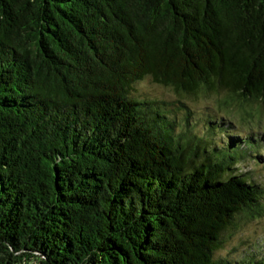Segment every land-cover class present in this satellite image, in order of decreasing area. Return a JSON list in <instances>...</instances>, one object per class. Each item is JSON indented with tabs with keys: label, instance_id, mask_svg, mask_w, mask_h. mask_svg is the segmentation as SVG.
<instances>
[{
	"label": "trees",
	"instance_id": "trees-1",
	"mask_svg": "<svg viewBox=\"0 0 264 264\" xmlns=\"http://www.w3.org/2000/svg\"><path fill=\"white\" fill-rule=\"evenodd\" d=\"M261 119L264 0H0V264H264Z\"/></svg>",
	"mask_w": 264,
	"mask_h": 264
},
{
	"label": "rangeland",
	"instance_id": "rangeland-1",
	"mask_svg": "<svg viewBox=\"0 0 264 264\" xmlns=\"http://www.w3.org/2000/svg\"><path fill=\"white\" fill-rule=\"evenodd\" d=\"M138 89L141 93L152 92L153 90L150 82L145 81V80L139 84ZM158 92L160 93V90ZM154 95H157V93L155 92ZM207 101H210V100L199 99L197 103L189 101L188 106L194 112L202 113L203 105H205ZM228 120H231V123H233L234 125L233 126L230 123L233 126L231 133H236L238 130L242 131L244 129H247V127L243 128L244 122H241L240 115L236 113L235 110L233 111L232 115L228 116ZM259 125H260L258 127L259 130L264 129L263 119H261V121L259 122ZM261 154L264 155V145L261 150ZM241 166H242L241 171L248 170L250 172V175L253 177V179L256 182L260 183L264 188V167H261L258 164H254L250 160L246 161L243 165L241 164ZM224 237L225 238H224L223 247L220 248V250H218L216 254L217 257L222 255L224 257L233 259L234 257L242 256L244 251H248V252L251 251L250 247L253 244L264 245V215L259 216V217H254V218L252 217L245 218L240 224V227L238 226V229H235L231 232L226 231V233L224 234ZM263 251H264V247H262L260 252L264 254Z\"/></svg>",
	"mask_w": 264,
	"mask_h": 264
}]
</instances>
